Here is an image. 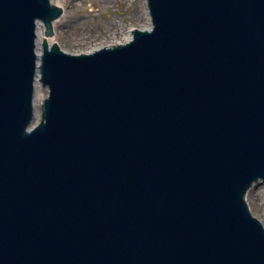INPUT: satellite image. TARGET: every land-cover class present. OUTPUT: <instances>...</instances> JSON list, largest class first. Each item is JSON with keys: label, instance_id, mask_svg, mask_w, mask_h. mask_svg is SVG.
Masks as SVG:
<instances>
[{"label": "water", "instance_id": "1", "mask_svg": "<svg viewBox=\"0 0 264 264\" xmlns=\"http://www.w3.org/2000/svg\"><path fill=\"white\" fill-rule=\"evenodd\" d=\"M145 1L69 52L0 0V264H264V0Z\"/></svg>", "mask_w": 264, "mask_h": 264}, {"label": "rangeland", "instance_id": "2", "mask_svg": "<svg viewBox=\"0 0 264 264\" xmlns=\"http://www.w3.org/2000/svg\"><path fill=\"white\" fill-rule=\"evenodd\" d=\"M57 1L60 4H56L62 5L63 14L53 22L52 38L69 52L88 51L103 43L112 44L122 38L125 28L144 24L141 0ZM246 195L254 214L264 220V184L250 188Z\"/></svg>", "mask_w": 264, "mask_h": 264}, {"label": "bare ground", "instance_id": "3", "mask_svg": "<svg viewBox=\"0 0 264 264\" xmlns=\"http://www.w3.org/2000/svg\"><path fill=\"white\" fill-rule=\"evenodd\" d=\"M53 2L56 4V3H59L60 4V2L59 1H57V0H53ZM145 0H141V5H142V7H143V12H142V15H141V20L144 22V24L141 26V27H144V26H146V27H148L149 25H150V22H149V16H148V11L146 10L147 8L145 7ZM132 27H129V28H125L124 30H123V32L121 33L122 34V38H120V39H118L116 42H121V41H124V39H127V38H129L130 37V35H132L131 34V29ZM52 40H53V38H52ZM52 42V41H51ZM108 44V43H107ZM101 45H104V43L103 44H99L98 46H101ZM97 46V47H98ZM93 49V48H92ZM263 190V189H262ZM246 194V193H245Z\"/></svg>", "mask_w": 264, "mask_h": 264}]
</instances>
